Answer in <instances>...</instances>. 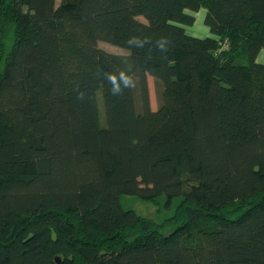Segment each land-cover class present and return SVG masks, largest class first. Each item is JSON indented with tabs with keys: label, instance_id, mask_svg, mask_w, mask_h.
Returning <instances> with one entry per match:
<instances>
[{
	"label": "trees",
	"instance_id": "1",
	"mask_svg": "<svg viewBox=\"0 0 264 264\" xmlns=\"http://www.w3.org/2000/svg\"><path fill=\"white\" fill-rule=\"evenodd\" d=\"M262 51L264 0H0V264H264Z\"/></svg>",
	"mask_w": 264,
	"mask_h": 264
},
{
	"label": "rangeland",
	"instance_id": "2",
	"mask_svg": "<svg viewBox=\"0 0 264 264\" xmlns=\"http://www.w3.org/2000/svg\"><path fill=\"white\" fill-rule=\"evenodd\" d=\"M60 0H56V5H59ZM205 11L201 10L199 13L195 14V23L191 27H186V33L195 37H208V29L203 24ZM5 50L9 51L13 39L12 34L10 32L5 34L3 39ZM98 47L110 54L118 55V56H126L127 52L119 47H116L109 43L100 42ZM4 57L0 61V68L3 65ZM259 63H264V51L260 53L257 58ZM148 87H149V100L150 107L152 110H156L161 104V90L162 85L156 81L154 78L148 77ZM136 80L133 79V88L135 92V108L137 112L142 111L141 100L139 97V93L136 90ZM97 101H98V110H99V123L101 127L105 126V115H104V106L101 93H97ZM181 197H174L171 200H168L166 196H160L156 198L154 201H144L141 200L138 196H128L121 195L119 198V202L123 209L125 210H133L139 215L151 218L155 222L160 223L163 220L169 218L175 212L177 205L181 201Z\"/></svg>",
	"mask_w": 264,
	"mask_h": 264
},
{
	"label": "water",
	"instance_id": "3",
	"mask_svg": "<svg viewBox=\"0 0 264 264\" xmlns=\"http://www.w3.org/2000/svg\"><path fill=\"white\" fill-rule=\"evenodd\" d=\"M56 262L59 264L60 263V258H56Z\"/></svg>",
	"mask_w": 264,
	"mask_h": 264
},
{
	"label": "crops",
	"instance_id": "4",
	"mask_svg": "<svg viewBox=\"0 0 264 264\" xmlns=\"http://www.w3.org/2000/svg\"><path fill=\"white\" fill-rule=\"evenodd\" d=\"M208 35H209V32H208ZM208 37H210V35Z\"/></svg>",
	"mask_w": 264,
	"mask_h": 264
}]
</instances>
